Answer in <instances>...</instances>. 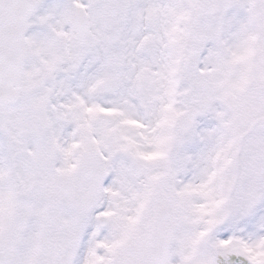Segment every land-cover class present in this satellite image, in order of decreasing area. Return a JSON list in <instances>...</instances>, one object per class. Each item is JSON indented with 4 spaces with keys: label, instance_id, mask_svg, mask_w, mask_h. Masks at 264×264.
<instances>
[{
    "label": "snow or ice",
    "instance_id": "1",
    "mask_svg": "<svg viewBox=\"0 0 264 264\" xmlns=\"http://www.w3.org/2000/svg\"><path fill=\"white\" fill-rule=\"evenodd\" d=\"M0 264H264V0H0Z\"/></svg>",
    "mask_w": 264,
    "mask_h": 264
}]
</instances>
